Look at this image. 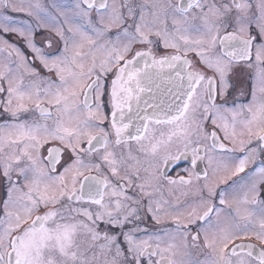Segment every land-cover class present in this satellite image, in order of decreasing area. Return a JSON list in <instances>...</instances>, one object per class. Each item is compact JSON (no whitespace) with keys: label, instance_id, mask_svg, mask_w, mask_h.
I'll return each instance as SVG.
<instances>
[{"label":"snow or ice","instance_id":"snow-or-ice-1","mask_svg":"<svg viewBox=\"0 0 264 264\" xmlns=\"http://www.w3.org/2000/svg\"><path fill=\"white\" fill-rule=\"evenodd\" d=\"M0 264H264V0H0Z\"/></svg>","mask_w":264,"mask_h":264}]
</instances>
